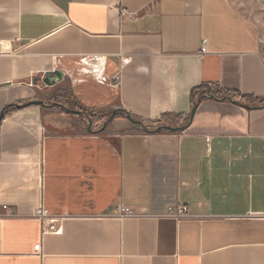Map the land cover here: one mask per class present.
Listing matches in <instances>:
<instances>
[{
    "label": "crops",
    "instance_id": "obj_1",
    "mask_svg": "<svg viewBox=\"0 0 264 264\" xmlns=\"http://www.w3.org/2000/svg\"><path fill=\"white\" fill-rule=\"evenodd\" d=\"M2 111L0 264H264V38L235 0H0Z\"/></svg>",
    "mask_w": 264,
    "mask_h": 264
},
{
    "label": "water",
    "instance_id": "obj_2",
    "mask_svg": "<svg viewBox=\"0 0 264 264\" xmlns=\"http://www.w3.org/2000/svg\"><path fill=\"white\" fill-rule=\"evenodd\" d=\"M61 78H62V72L59 71V70H54V71L46 72L44 74L43 81L46 84H48V85H52V84L56 83L58 80H60ZM208 97L209 98H215L212 94H210ZM224 99L231 100L230 98H226V97ZM198 103H199V101L193 103V106H192V109H191V112H190V120H189V122L191 121V119H192V117L194 115V112H195V109H196ZM234 103L240 104L239 102H236V101ZM32 104H42V101H39V100H31V101L26 102L24 104H15L14 106H16L17 108H22V107H25L27 105H32ZM54 104L56 106L60 107L65 112H68V113H71V114H76V115H79V116L85 115V112L82 111V110L70 109V108H67V107H65V106H63L61 104H58V103H54ZM244 107L250 108L249 106H246V105H244ZM118 111H122V109L119 108V109L112 110V112H111L108 120H111L113 118V116L115 115V113L118 112ZM2 115H3V111L0 114V119H1ZM125 115H126V118L131 123L140 126L143 130H145L146 132H150V133H152V132H158L160 130L172 131V132H175V131H183L184 129L187 128V125H188V123L186 125H182V126L160 125V126L155 127L154 129H148L141 120L134 119V118H132L127 113ZM88 122L91 124V119L90 118L88 119Z\"/></svg>",
    "mask_w": 264,
    "mask_h": 264
},
{
    "label": "built area",
    "instance_id": "obj_3",
    "mask_svg": "<svg viewBox=\"0 0 264 264\" xmlns=\"http://www.w3.org/2000/svg\"><path fill=\"white\" fill-rule=\"evenodd\" d=\"M123 13L127 14L125 12ZM127 15L130 16L131 14H127ZM119 79H120V74L119 73L115 74L112 77L111 84L116 86L119 82ZM3 208H6V206L4 205ZM119 210H120V216L130 215L131 213L128 208L120 207ZM33 216L37 219L43 220L49 216V213L46 208L40 205L34 209ZM165 216L174 218L176 220L185 218L188 216V207L183 204L168 205L165 211ZM40 247H41L40 244L34 245L33 251L39 253L41 251Z\"/></svg>",
    "mask_w": 264,
    "mask_h": 264
},
{
    "label": "rangeland",
    "instance_id": "obj_4",
    "mask_svg": "<svg viewBox=\"0 0 264 264\" xmlns=\"http://www.w3.org/2000/svg\"><path fill=\"white\" fill-rule=\"evenodd\" d=\"M238 8L246 17L254 20L264 38V0H235Z\"/></svg>",
    "mask_w": 264,
    "mask_h": 264
},
{
    "label": "trees",
    "instance_id": "obj_5",
    "mask_svg": "<svg viewBox=\"0 0 264 264\" xmlns=\"http://www.w3.org/2000/svg\"><path fill=\"white\" fill-rule=\"evenodd\" d=\"M213 95V94H212ZM214 96V95H213ZM194 103V102H193Z\"/></svg>",
    "mask_w": 264,
    "mask_h": 264
}]
</instances>
